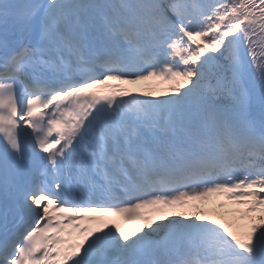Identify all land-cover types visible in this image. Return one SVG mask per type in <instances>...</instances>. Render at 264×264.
Returning a JSON list of instances; mask_svg holds the SVG:
<instances>
[{
	"label": "snow or ice",
	"instance_id": "snow-or-ice-1",
	"mask_svg": "<svg viewBox=\"0 0 264 264\" xmlns=\"http://www.w3.org/2000/svg\"><path fill=\"white\" fill-rule=\"evenodd\" d=\"M0 264H264V0H0Z\"/></svg>",
	"mask_w": 264,
	"mask_h": 264
}]
</instances>
